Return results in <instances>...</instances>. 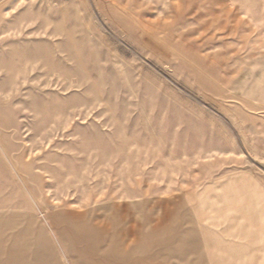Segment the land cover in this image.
Returning a JSON list of instances; mask_svg holds the SVG:
<instances>
[{
	"label": "rangeland",
	"instance_id": "obj_1",
	"mask_svg": "<svg viewBox=\"0 0 264 264\" xmlns=\"http://www.w3.org/2000/svg\"><path fill=\"white\" fill-rule=\"evenodd\" d=\"M0 264H264V0H0Z\"/></svg>",
	"mask_w": 264,
	"mask_h": 264
}]
</instances>
